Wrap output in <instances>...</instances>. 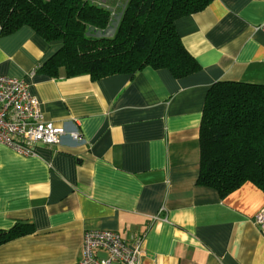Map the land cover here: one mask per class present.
Here are the masks:
<instances>
[{"label": "crops", "instance_id": "1", "mask_svg": "<svg viewBox=\"0 0 264 264\" xmlns=\"http://www.w3.org/2000/svg\"><path fill=\"white\" fill-rule=\"evenodd\" d=\"M92 1L119 8L118 0ZM175 29L200 65L182 78L149 66L53 78L38 69L60 41L27 25L0 34V75L25 80L44 120L65 129L59 145L38 143L31 155L0 144V231L33 226L0 245V264H74L85 231L97 229L130 245L142 240L143 264H264V233L253 220L264 192L245 182L222 198L196 182L208 88L264 84V0H212Z\"/></svg>", "mask_w": 264, "mask_h": 264}, {"label": "trees", "instance_id": "2", "mask_svg": "<svg viewBox=\"0 0 264 264\" xmlns=\"http://www.w3.org/2000/svg\"><path fill=\"white\" fill-rule=\"evenodd\" d=\"M212 0H126L114 32L106 30L111 10L92 0H0V34L23 25L60 47L39 67L49 77L89 75L96 80L117 73L134 74L149 66L176 78L200 69L185 48L175 21ZM197 184L220 197L251 182L264 192V84L218 80L207 90L199 127ZM19 221L0 231V245L31 233Z\"/></svg>", "mask_w": 264, "mask_h": 264}, {"label": "built area", "instance_id": "3", "mask_svg": "<svg viewBox=\"0 0 264 264\" xmlns=\"http://www.w3.org/2000/svg\"><path fill=\"white\" fill-rule=\"evenodd\" d=\"M119 11L111 10L113 20L109 30L90 28L97 36H108L114 32L119 16L126 0H118ZM105 6V5H104ZM114 28H113V27ZM65 129L52 121L44 120L38 98L33 95L28 83L23 79L8 75H0V144L23 154H35L34 146L38 143L59 145ZM70 135L77 141L84 138L79 131L74 130ZM264 233V210L257 212L253 218ZM107 252L106 258L94 255V250ZM82 258L74 264H143L142 240L138 239L133 245L126 243L121 236L112 230H87L83 236Z\"/></svg>", "mask_w": 264, "mask_h": 264}, {"label": "rangeland", "instance_id": "4", "mask_svg": "<svg viewBox=\"0 0 264 264\" xmlns=\"http://www.w3.org/2000/svg\"><path fill=\"white\" fill-rule=\"evenodd\" d=\"M119 7V6H118ZM115 11L117 12V11H119V8L118 9H115Z\"/></svg>", "mask_w": 264, "mask_h": 264}]
</instances>
